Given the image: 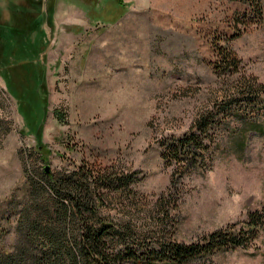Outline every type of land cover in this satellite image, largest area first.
<instances>
[{
    "label": "rangeland",
    "instance_id": "374dc122",
    "mask_svg": "<svg viewBox=\"0 0 264 264\" xmlns=\"http://www.w3.org/2000/svg\"><path fill=\"white\" fill-rule=\"evenodd\" d=\"M117 1L0 0V68L11 65L9 83L22 97L20 104L0 76V252L13 248L20 214L42 204L46 168L57 178L129 175L135 195L111 193L100 213L183 243L264 214V135L241 126L264 128V96L227 119L210 171L171 187L177 206L158 202L172 179L161 139L182 135L231 95L240 73L264 86L263 10L234 0ZM227 42L238 75L214 69ZM188 264H264V232Z\"/></svg>",
    "mask_w": 264,
    "mask_h": 264
},
{
    "label": "trees",
    "instance_id": "16d2710c",
    "mask_svg": "<svg viewBox=\"0 0 264 264\" xmlns=\"http://www.w3.org/2000/svg\"><path fill=\"white\" fill-rule=\"evenodd\" d=\"M118 1L120 5L121 0ZM234 1L257 11L256 15L264 12V0ZM88 8L87 15L91 17L94 6ZM26 31L31 33L29 29L22 32ZM238 35L234 34L229 40ZM224 46L214 69L220 75H238L240 60L228 42ZM17 64L33 62L20 59ZM35 66L41 78L43 70L37 63ZM10 68L11 65L0 68V76L7 81L10 93L21 104L22 97L14 92L8 80L7 70ZM239 75L231 95H225L221 101L197 114L182 135L168 134L159 142L162 163L171 169L172 178L168 192L158 198L159 203L168 204L169 208L177 206L178 200L171 187L182 186L183 179L190 174L210 171L216 159L219 131L228 124L227 119H238L236 113L245 103L256 104L259 97L264 96L263 85L243 73ZM20 104L18 110L22 114L25 109ZM258 105L264 106V103ZM244 125L247 126L245 132L264 135V128L257 121L241 123L242 128ZM36 149L45 158L41 138L37 140ZM45 173V185H39L44 196L42 204L32 202V210L20 214L16 242L11 251L0 252V264H188L200 258L209 259L221 251L246 246L257 241L264 232V214L257 210L248 214L240 229L231 226L216 230L197 242L183 243L164 235L147 234L137 231L130 223L110 220L100 213L103 198L111 193L135 195L129 175L111 171L96 176L73 173L57 178L50 175V170L47 173L45 169Z\"/></svg>",
    "mask_w": 264,
    "mask_h": 264
},
{
    "label": "water",
    "instance_id": "95a60500",
    "mask_svg": "<svg viewBox=\"0 0 264 264\" xmlns=\"http://www.w3.org/2000/svg\"><path fill=\"white\" fill-rule=\"evenodd\" d=\"M46 172H47V173L49 172V168H46Z\"/></svg>",
    "mask_w": 264,
    "mask_h": 264
}]
</instances>
